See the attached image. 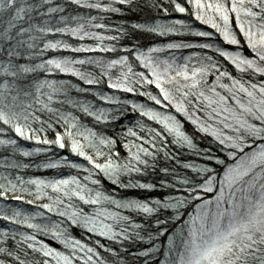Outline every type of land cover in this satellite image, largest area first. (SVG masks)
<instances>
[{"label": "snow or ice", "instance_id": "snow-or-ice-1", "mask_svg": "<svg viewBox=\"0 0 264 264\" xmlns=\"http://www.w3.org/2000/svg\"><path fill=\"white\" fill-rule=\"evenodd\" d=\"M0 264H264V0H0Z\"/></svg>", "mask_w": 264, "mask_h": 264}, {"label": "trees", "instance_id": "trees-1", "mask_svg": "<svg viewBox=\"0 0 264 264\" xmlns=\"http://www.w3.org/2000/svg\"><path fill=\"white\" fill-rule=\"evenodd\" d=\"M116 17H114V19H115ZM190 130V129H189ZM37 174H48V173H46V172H40V173H37Z\"/></svg>", "mask_w": 264, "mask_h": 264}]
</instances>
